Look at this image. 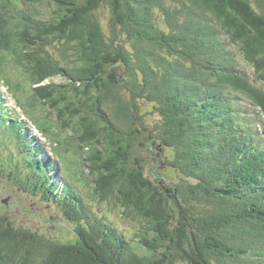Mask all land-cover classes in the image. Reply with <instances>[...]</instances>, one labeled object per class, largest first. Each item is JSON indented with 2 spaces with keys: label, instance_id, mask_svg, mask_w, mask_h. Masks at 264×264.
Returning <instances> with one entry per match:
<instances>
[{
  "label": "trees",
  "instance_id": "16d2710c",
  "mask_svg": "<svg viewBox=\"0 0 264 264\" xmlns=\"http://www.w3.org/2000/svg\"><path fill=\"white\" fill-rule=\"evenodd\" d=\"M8 1L0 78L30 119L21 98L48 106L56 122L39 129L66 173L80 155L90 178L67 186L70 244L17 227L0 198V264H264V0ZM4 108L0 96V179L51 199L44 173L58 165L24 146L30 130ZM156 150L147 170L140 152ZM92 199L120 206L131 241L87 213Z\"/></svg>",
  "mask_w": 264,
  "mask_h": 264
},
{
  "label": "rangeland",
  "instance_id": "374dc122",
  "mask_svg": "<svg viewBox=\"0 0 264 264\" xmlns=\"http://www.w3.org/2000/svg\"><path fill=\"white\" fill-rule=\"evenodd\" d=\"M3 5V3H2ZM12 6L13 3L11 4L10 1L5 0V4L3 7V13L2 16L5 18L7 26L11 28L13 25V11H12ZM107 11L106 7H103L100 9V19L102 21L103 28L105 31H108V14L105 12ZM12 67L13 61L11 62ZM241 66L244 70V72L250 77H254V73L252 72V69L249 65L243 63L241 61ZM15 68V67H14ZM21 71V69L19 70ZM14 69V72H19ZM56 83L61 84L63 81L60 78H55L54 79ZM4 92V91H3ZM28 97L21 98L23 103H30L33 104L34 107H31L30 105V110L31 111H37V113L40 116L35 115L34 120L29 119L31 124L34 126H38L37 120H45L44 126L48 124L49 122H56L55 121V114L53 116L48 115L49 109L47 105H44L43 101L41 99L39 100H34V95L33 94H28ZM0 96L3 98V101L5 103V108L9 107L11 110L12 115H14V110L18 112V109L15 108L14 106V101L11 99L9 94L6 93H0ZM6 100V101H5ZM239 102L243 103V108L246 110H249L250 114H258L253 108L252 104H250L244 97L240 98ZM29 105V104H28ZM4 108V109H5ZM20 110V109H19ZM149 112L151 111V106L149 103L143 104V111L144 112ZM6 112V110H4ZM23 113L26 114L25 110L22 109ZM261 115H260V120H261ZM1 118V117H0ZM147 121L153 127L156 124V120L158 117H150L146 116ZM256 121H259L258 118H255ZM5 121H7L5 119ZM4 121V124H5ZM32 128L34 136H41L37 131ZM46 146L49 147V144L46 143ZM50 152V153H49ZM88 152V151H87ZM159 151H155V153H151L148 151H142L140 152L141 156H144L146 159V165H147V170H150L151 167L154 166V159L156 156H158ZM51 149L48 148L45 151V158L51 159ZM42 156V155H41ZM61 157V156H59ZM66 160L65 162L68 163L71 166V174L69 175L66 173L67 171L65 170V166L60 162L61 159H58L57 157L52 158L51 160L54 162H59L60 166L57 170V174L59 175V179L61 180L62 184H65V180L68 181V184L73 185L78 188V183L81 182L82 180V175L88 179L90 178V170L84 165V158H82L80 155L72 156V155H67L65 156ZM45 160V159H44ZM48 163L53 164L51 161L47 160ZM79 162V163H78ZM64 163V162H63ZM83 164V165H82ZM52 166V165H49ZM51 170H49L50 172ZM53 171V170H52ZM49 172H43L46 176H48L47 173ZM56 172V169L54 170ZM150 175V173H149ZM54 180V179H53ZM89 180V179H88ZM10 183H5V180H0V198H2V201L7 204L8 208V215L10 214L12 217V220L17 223V227L23 228L26 231H29L30 233L34 235H45L48 239L52 240L53 242L58 241L57 243H64V244H70L69 242L75 241V239L78 237L77 233V228H78V223L69 221L67 217L65 216L64 212H62L56 204L49 203L45 198H42V195H39L38 197H34L33 193H27L24 194L23 190L18 187H11ZM79 193L83 195L89 196V191L87 189H84L82 187H79ZM84 197V196H83ZM84 200V199H82ZM89 210L94 218L95 216L97 218H104L109 220L114 224V226L118 229V232L125 235L129 241L132 240V237L137 233V225L133 222L126 221L122 218V209L120 206H116L113 209L109 208L106 205L99 204L96 202L95 199L90 200L89 204ZM95 213V215H94ZM85 222V221H84ZM137 249H139L138 245L136 242L134 243ZM141 251V249H139Z\"/></svg>",
  "mask_w": 264,
  "mask_h": 264
},
{
  "label": "clouds",
  "instance_id": "9594fccd",
  "mask_svg": "<svg viewBox=\"0 0 264 264\" xmlns=\"http://www.w3.org/2000/svg\"><path fill=\"white\" fill-rule=\"evenodd\" d=\"M36 139H34L31 135L28 137V139L25 141V144H24V146H28V147H30L31 148V150H32V152H33V155H37V152L39 151V153L41 152L40 151V149H38L39 148V144H38V142H36L35 141ZM23 151H24V149H23ZM37 151V152H36ZM40 155V154H39ZM40 157L42 158V156L40 155ZM23 158H24V154H23ZM43 159V158H42ZM45 159V158H44ZM43 159V160H44ZM48 160V159H47ZM47 160L45 159L44 160V162H47ZM52 166H54L53 164H51ZM53 170V171H52ZM54 170L55 169H51V171L49 172V173H47L48 174V178L49 177H53L54 178V174H57L58 172H57V170L58 169H56V172H54ZM46 176V175H45ZM53 184H56V187H54V189H55V192H54V195H53V197H57V196H67V186L64 184H62V182L60 181V182H58V183H54V180L52 179V180H50V182H49V185H53ZM78 193H79V190H78ZM1 202H2V204L3 205H5V206H8L7 204H5V202H3L2 201V198H1ZM65 203V201L63 202V204ZM88 209V208H87ZM88 211H89V209H88ZM69 220V219H68ZM70 221V220H69ZM72 221V220H71ZM73 222H75V221H73ZM76 223H78V222H76ZM79 224V223H78ZM84 224V223H83ZM77 233H78V228H77ZM79 237V236H78ZM77 237V238H78Z\"/></svg>",
  "mask_w": 264,
  "mask_h": 264
}]
</instances>
